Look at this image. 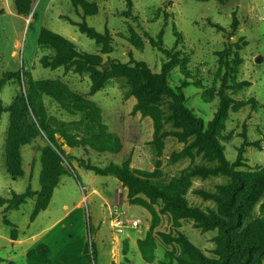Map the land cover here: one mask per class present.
Here are the masks:
<instances>
[{"label":"rangeland","instance_id":"obj_1","mask_svg":"<svg viewBox=\"0 0 264 264\" xmlns=\"http://www.w3.org/2000/svg\"><path fill=\"white\" fill-rule=\"evenodd\" d=\"M80 25L99 37L81 34ZM76 53L99 67L72 59ZM135 63L151 75L168 64L167 90L148 84L145 69L130 77L111 69ZM55 64L65 67L49 69ZM68 71L89 82L94 72L107 78L86 98L60 81ZM122 96L135 100L129 113ZM185 111L203 134L221 113L213 137L252 187L249 176L264 170V0H0V264H47L30 256L45 246L49 264H239L214 223L229 222L220 202L232 180ZM108 129L124 134L130 157L116 155L122 144ZM125 163L172 202L146 187L133 191L117 173L84 169ZM27 188L33 196L10 207ZM253 200L232 231L240 245L264 236V186ZM247 264H264V249L252 250Z\"/></svg>","mask_w":264,"mask_h":264},{"label":"trees","instance_id":"obj_2","mask_svg":"<svg viewBox=\"0 0 264 264\" xmlns=\"http://www.w3.org/2000/svg\"><path fill=\"white\" fill-rule=\"evenodd\" d=\"M79 32L81 34L86 35V37H88L90 39H94V38L99 37L98 34H96L92 29L88 28L85 25L79 26ZM45 36L54 40L55 42H57L61 46L68 47L71 50H75L72 43H70L69 41L65 40L64 38H62L60 36L51 34L49 32ZM159 36L160 37L162 36V32L159 33ZM159 51H160V48H159ZM77 58H80L81 61H85L88 66H92V67L97 68L100 65V62H97V60L94 56H90V55L85 54V53H82V54L76 53L72 57V59H77ZM168 66L169 65L166 63L162 65L160 75H151L149 70H147L146 65L143 63H135V66L133 69H130L126 66H121L118 64L111 67V69L112 68L117 69V71H119V73H120V76H122V77H124V76L130 77V74L136 73V70L138 68L145 69L147 75L150 78L148 84H152V86L154 88H155V84H157L156 91H158L157 89L162 91V90H167L165 77H166V74L168 72ZM59 67H65V66L55 64V66H53V68L51 67L49 69H57ZM137 74L139 77L145 78L143 76V74H141V73H137ZM106 78H107L106 73H99V72L92 73L90 76V83L91 84H90V89H89L88 95L91 96V95L97 93L98 91H100L103 84H104V81L106 80ZM146 93H148V91ZM221 98H223V100L225 98L223 92H221ZM184 113L187 116V118L190 120V122L192 123V125L194 126V128L198 132V134L202 135L204 137V139H206L205 141H206L211 153L213 154V156L217 162L218 169L223 174L230 177L232 180V183L228 188V193H227L225 200L220 202L222 214L225 217L229 218V222H224V221L219 220L218 218H215L214 223L221 226V233H222V236L224 238L225 246H226L227 250L231 253L232 252L238 253L236 256H237L239 264H247L251 258L252 250L264 249V236H259L253 240L247 241L243 245H240V244H237L235 241H232V233H233L232 231L235 228L239 227L241 222H242L240 214L238 213V212H240L239 209L244 207V206H248L252 201H254L253 198H254L255 191L257 190V188L264 186V170H262L261 172H259L257 174L249 176V179L254 178L253 185H252V187H250V184L248 183V179L241 176L238 172H236L234 170V167L232 165H229L228 162L225 160L221 147L219 146V144L216 142V140L213 137V133H214L217 125L219 124V122L221 120V113L218 111L215 114L212 121L207 125L206 132L204 134L202 133L203 132L202 122L200 120H197L196 118H194L189 112L185 111ZM84 169L87 171H91L95 175H98V176H104V175H107L109 173H117L124 182H126L130 187H132L133 191L135 190L136 187H141V188L146 187L154 196L161 198V200L165 204H169L172 202V199L169 195L163 193L162 191L157 190L149 182H146L145 180H141L140 178H138L134 174H131L129 172L127 163H125L122 167L110 164L108 167H106L104 169H100L98 167L91 166L90 164H85ZM16 178H18V177H15V179ZM41 188L43 190L47 189V187H45L44 184H42ZM54 188L55 187H51V188L48 187V189H51V190H53ZM248 188L250 189L251 193L249 194V196L246 195V196L242 197L243 200L240 202L241 196L244 194V192ZM32 196H33V192H31L30 188H27L25 193L18 195V196H14L8 202V205L10 207L18 208L19 206L25 204V202L28 199H30ZM42 210H44V207H41V206L38 207L36 210V213L34 215H36L37 213H39ZM196 215L199 217H202V218L204 217V216H201L200 213H196ZM203 219H204L203 220L204 223L206 225H209L208 219L207 218H203ZM45 248H46V252L44 253V255L39 251L38 248H36L35 250H32L30 252V256L39 255L43 258L45 263L49 264V260H48L49 250L46 246H45Z\"/></svg>","mask_w":264,"mask_h":264},{"label":"crops","instance_id":"obj_3","mask_svg":"<svg viewBox=\"0 0 264 264\" xmlns=\"http://www.w3.org/2000/svg\"><path fill=\"white\" fill-rule=\"evenodd\" d=\"M57 70H61L60 68L59 69H57ZM85 80H87L88 82H89V79L86 77V78H84V77H80V76H78L77 74H73L71 71H68L67 73H65V75L64 76H62L61 77V79H60V81L63 83V84H65L66 86H67V88L69 89V91H71V93H74V92H77V93H85V94H87L86 96V98H90V97H92V96H94L95 94H97V93H95V94H93V95H91V96H89L88 94H89V89H90V82H89V85H88V89H87V91H85V90H83V91H81L82 90V88H81V85H82V83L85 81ZM108 85V87H109V84H106L105 85V87ZM78 86H80V87H78ZM104 89V88H103ZM102 89V90H103ZM101 91V90H100ZM122 98H123V96L121 97V100H122ZM123 102H122V106H124L126 109H127V111H128V113H129V111L131 110V108H133L134 107V105H135V100H134V98L133 97H127V98H125V101L124 100H122ZM93 104H95V106H97V108H99V110L101 111V113H102V110H101V108L99 107V105L98 104H96V103H94V102H92ZM63 117V116H62ZM61 121L64 123V122H66V120L64 119V118H61ZM69 122V121H68ZM106 126V125H105ZM107 127V126H106ZM108 128V127H107ZM117 131V130H116ZM114 131V132H110L109 131V129H108V132L109 133H116V135H117V137L120 139V141H121V144H122V149H121V152L120 153H118V154H116V155H119V156H121V157H124L125 155H127V156H129L130 157V152H132V151H134L133 150V148H131L129 151H127V149L125 148V141H124V134L122 133V132H120V131ZM74 151H76V149L74 148V149H67V153H73ZM103 154H105V153H103ZM134 157V156H133ZM121 162V161H120ZM12 242H17L18 240H11Z\"/></svg>","mask_w":264,"mask_h":264},{"label":"built area","instance_id":"obj_4","mask_svg":"<svg viewBox=\"0 0 264 264\" xmlns=\"http://www.w3.org/2000/svg\"><path fill=\"white\" fill-rule=\"evenodd\" d=\"M112 229L114 234L117 237H121L124 234V225L121 223L118 219H113L111 222ZM138 226V223L136 221L131 222L130 227L131 228H136Z\"/></svg>","mask_w":264,"mask_h":264}]
</instances>
